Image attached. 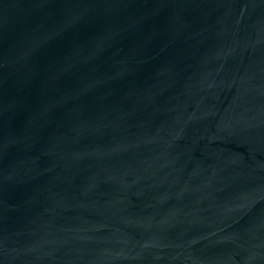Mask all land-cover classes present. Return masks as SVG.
I'll use <instances>...</instances> for the list:
<instances>
[{
	"label": "water",
	"instance_id": "water-1",
	"mask_svg": "<svg viewBox=\"0 0 264 264\" xmlns=\"http://www.w3.org/2000/svg\"><path fill=\"white\" fill-rule=\"evenodd\" d=\"M0 264H264V0H0Z\"/></svg>",
	"mask_w": 264,
	"mask_h": 264
}]
</instances>
